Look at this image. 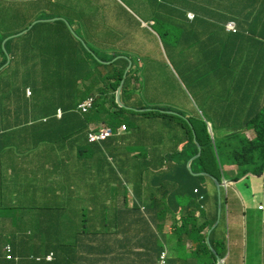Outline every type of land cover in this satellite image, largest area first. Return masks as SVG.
<instances>
[{
    "label": "clouds",
    "instance_id": "9594fccd",
    "mask_svg": "<svg viewBox=\"0 0 264 264\" xmlns=\"http://www.w3.org/2000/svg\"><path fill=\"white\" fill-rule=\"evenodd\" d=\"M108 1L118 2L122 5L121 0ZM147 1L148 4L145 11L151 12L154 15V20L149 23H143L141 28L147 29L155 25V13H159L158 6H165L169 9L179 11V14L184 16L185 20L191 25L189 27L191 42L186 46L185 51L196 50L199 60L203 62L208 61V64H202L198 69L203 68L210 72L213 71L216 67L214 61L221 63H224V61L238 63L247 55L250 40L264 42V30L261 28L264 27V0H257L260 1L259 5L256 6L257 10L252 8L250 0H196L193 6L188 0H177L175 4L173 0H169V5L163 3V0H156L157 3L155 4L154 0ZM33 2L34 1L31 0H14L17 8L20 11L22 9L24 12L26 8L30 7V3ZM12 10H14V8H12ZM110 11V7H106L103 10L104 18ZM31 28L32 26L25 31L19 32L5 31L8 32L7 35L9 34L11 36L0 44L5 49L10 39L23 36L24 34L26 35ZM181 29L182 27L180 26V36H182V40H171L173 44L177 43L176 52L178 54L179 51L183 53L180 48L185 41L182 35L183 30ZM256 31H258L257 36H254ZM151 33L155 36V32ZM212 33L219 42L217 48L213 46L211 38L208 35ZM153 35H149L137 41L139 42L137 49L145 50L141 54H136L135 50L130 49V56H126L125 58L124 56H119L113 60L116 61L120 58H124L128 61V67L124 75H122V80L119 84L115 79L107 78V82L114 83V85L117 86L116 91H110L104 98H101V95L98 96L95 92L78 101L76 107L69 112L77 114L83 121H87V126L83 131L75 130L77 126L75 117L68 118L66 121L68 127L61 126L62 123L59 122L56 128L51 130V137L56 140L47 144L42 141V138L46 135L45 131L42 130V126L46 125L39 122L38 119L28 117L27 112H20L17 118L14 119L11 117L10 121H7V116L1 118L0 162L3 159L5 165H10L14 162V160L8 156V153H16L14 151L15 148L11 145V141L6 142L5 140V136L8 135V130L13 129V127L22 128L25 132L23 139L26 142V148L21 151L22 153H57L68 145V148L72 149L74 153H101L103 157H106L108 160H113L109 154H113L121 147L120 143L113 140L127 135L130 130H138L136 126H140V121H137V118L147 123L153 121V124H149L152 127L160 126L165 120L167 124L170 125L169 133L164 135V138L167 137L164 147L166 153L163 154L160 165L154 169L155 177L160 182L156 185L154 184L155 187L149 186L146 182V178L143 177L141 182H144V184L142 186H137L148 188L149 191L145 198V202L142 201L140 197L138 199L134 197V187H130V181L116 176L100 182L90 200H85V202H83L81 199H78L79 208L72 211H77L78 214L82 216L84 223L81 224L83 227L82 229H92L94 231L91 239L93 236L97 235V232L101 230L105 231L107 234L104 236L106 244L114 249L116 245L118 247L123 246L125 248L124 251L121 249L119 250L121 256L124 252L128 255L134 253L140 260L137 264H142L140 263L142 260L150 264H169L171 250L176 251L172 248V243L174 242L173 235L175 233L179 234L185 248H188L187 251L190 255L193 253L194 256L203 257L205 259L201 264H225L224 257L220 255L225 256L227 245H225V253H219L212 245L211 234L216 228H219L222 219L224 220L227 218L228 190L241 182L246 183L249 176L252 174L258 177L264 175V168L262 170L264 159L260 158L262 153H256V156L260 158L261 161H258L257 158L252 159L251 154H247L249 152L244 153L245 164L242 166L236 163L238 158L235 153L236 148L241 145L242 140L252 146L253 143L260 138L258 127L254 125L251 128L246 127L258 116L260 122H262V124H258V126L264 127V87L263 91H258L252 96L251 101H245V103L251 105L248 118L245 117L246 114L243 108H237L241 106L242 95L236 96L235 105L237 109H235V117L236 122H240V125L234 127H227L220 122V119L214 118V116L219 117L220 107L210 109L208 115L204 118L201 114H196L193 111L188 113L181 112V110L175 108V106L173 110L166 113L162 107L153 108V110L145 109L148 108L147 106L138 107V105H148L151 103L149 102L150 99L157 102L163 101L165 98V93L163 92H160L156 98L153 97L156 88L153 86L154 84H151V81L155 79L152 63L154 61H159L157 58H153L149 55V51L153 48V41L155 38ZM204 38H206L205 42L203 41ZM25 39L26 37L24 40L18 41L17 43H26ZM121 43L122 42L118 44V47ZM158 48L160 49L159 46ZM160 53L165 59L164 46L163 52L161 51ZM9 63L10 57H8V61L0 70L4 69ZM110 63L111 62H106V64ZM137 64L140 65L139 70L137 69ZM164 64L170 71L175 72L171 69V64L167 61H165ZM225 64L227 68L231 69V74L235 77L242 73L237 64L235 69H232L231 66L228 67L227 63ZM133 67H135L134 71L132 70ZM174 69L176 68L174 67ZM103 72L106 76L109 72L112 73L113 70L105 69ZM146 84L148 85L146 92L140 93L141 85ZM26 92L28 96L32 94L30 88H27ZM224 98L229 100L226 98L225 93ZM227 103L229 102L225 104ZM96 108L104 114L103 118L105 115L113 117V115L116 114H123L128 120L116 128L110 126L102 117L90 121L89 117L94 114ZM173 111L178 112L180 115H177V113ZM66 114H68L67 110L59 106L54 113V117L62 121ZM18 120L19 123H16ZM47 120L48 117L43 118V122ZM11 124L13 125L10 126ZM245 130H254L256 133L255 138L253 140H248L243 134ZM63 131H68L64 139L61 134ZM116 147H118V149H115ZM202 150H208L215 156L216 163L207 162V165H209L214 172L203 171L199 168L195 169L201 171L192 172V164L197 161ZM2 153H4V158L2 157ZM170 160H177L175 164L179 163L177 166L185 175L188 171L190 173L189 175L198 178L196 181L198 186L194 189V194L198 196V198L195 197V205L194 198L191 200L189 194L192 183L188 182L185 188H180L181 184L177 183L172 176L166 174L169 171ZM251 160L252 163L250 165ZM225 165H234L232 166L233 172L231 176L226 175L224 169ZM183 167H185L186 170H183ZM260 171L261 173H259ZM36 176H40L42 181L44 180L42 176L48 177L46 174ZM26 180V177H23L22 173L6 174L2 173L0 168V183L4 185H10L18 189L20 185L26 183ZM186 180H188L187 175ZM104 182H110V184H112L105 191L103 190ZM208 183L216 186L218 190L217 198L215 199V203H213L212 217L209 216V201L207 200V193H205L207 192ZM184 189H186L185 193ZM164 194H167V196L164 197ZM163 200H165L167 204H161ZM184 200L188 201V204L185 206L181 204ZM177 202L180 203V206L176 204ZM0 206L5 207L8 205H4L0 201ZM8 207L13 209L15 206ZM258 208L264 211V204H260ZM39 211L42 213L40 216L45 218L46 215L44 216L43 213L46 209H39ZM167 212H171L172 214L170 222L168 225L161 224L160 227L156 221L161 218V214ZM135 214H138L141 218L135 219ZM188 216L190 217L188 218ZM212 218H215L213 225L206 226L214 220H211ZM163 220H165V218ZM102 222L106 225L102 226ZM41 227L46 229L47 232L50 229L48 222L42 223ZM189 230H191V234ZM25 232L30 236L27 241L38 243L37 247L30 246L28 252H40L42 249L40 243L43 238H35L32 231H29L28 228ZM148 236L150 237V241L145 246L143 244V238ZM203 237H205L209 249L216 257L215 262H208V256L202 254L199 240ZM45 238H49L48 240L54 239L48 237V233L47 235L45 234ZM48 240L45 241L44 245L47 244ZM154 242L161 251L156 260L152 259L149 254V251L153 249L152 245ZM2 256L5 262L9 264H21V260L13 255L10 246H6L3 249ZM103 258L111 260L108 255H104ZM54 259V254L50 253L45 257L44 261L46 264H52ZM30 260L35 261V263L40 262V258L38 257H30ZM111 264L125 263L118 262L117 258L113 257Z\"/></svg>",
    "mask_w": 264,
    "mask_h": 264
},
{
    "label": "trees",
    "instance_id": "16d2710c",
    "mask_svg": "<svg viewBox=\"0 0 264 264\" xmlns=\"http://www.w3.org/2000/svg\"><path fill=\"white\" fill-rule=\"evenodd\" d=\"M31 1L34 2L30 3V7L26 8L25 12L28 9L32 15L30 14L26 18L25 12L22 10L24 19L26 18L24 24L12 27L14 31L19 32L32 26L31 30L26 35L10 39L5 49L0 44V68L6 64L8 57H10V63L0 70V119L7 116V121H10L11 117L17 118L20 112H27L28 117L38 119L39 122L46 125L42 126V130L46 134L42 141L47 144L56 140L51 137V130L56 128L59 122L62 123L61 126L68 127L66 125L68 118L75 117L77 121L76 131H83L86 128L87 121H83L77 114L69 112L76 107L78 101L95 92L104 98L110 91H116L117 86L107 82V78H113L119 84L128 67V61L124 58L130 56V49L135 50L136 54L145 51L137 49L139 46L137 41L153 35L151 32H155L154 41L159 38L160 43L166 49V47L173 45L172 38L182 40V36L175 34V32L180 31L181 26L185 41L180 49L186 50V46L191 42L189 31L191 25L184 16L179 14V11L165 6H158L159 13H155L156 23L153 27L141 28L143 23L154 20V15L145 11L148 4L147 0H121L122 5L108 0ZM168 1L163 0L162 2L168 4ZM176 1L173 0L174 4ZM188 1L192 6L196 2V0ZM250 1L252 8L257 10L256 6L259 5L260 1ZM155 3H157L156 0H154ZM106 7H110L111 11L104 18L103 10ZM118 22L123 24L127 32L119 30ZM7 33L3 32L0 35V43L11 36ZM257 33L258 31L254 33V36H257ZM25 37L26 43H17L24 40ZM120 42L122 43L118 47ZM157 52H161L160 49ZM181 54L182 52L179 51V55ZM119 56H124V58L113 61ZM106 62L111 63L106 64ZM139 68L140 65L137 64V69L139 70ZM105 69L113 70V72H109L105 76V71L103 72ZM132 70L134 71L135 67ZM27 88L32 91L30 96L27 95ZM59 106L68 112L62 121L54 117ZM103 115L96 108L89 120L102 117L113 128L128 120L123 114H116L113 117L105 115L104 118ZM44 117H48L46 122H43ZM17 122L19 123V120ZM258 124H262L259 116L246 128H251L253 125L258 127L259 140L252 146L242 140L241 145L236 148L235 153L238 158L236 163L239 166L245 164L244 153L249 152L247 154H251V158L256 159V153H263L264 151V127H259ZM67 133L68 131L61 133L63 139ZM207 162L216 163L217 161L213 153L202 150L197 161L192 164V172L201 170L214 172L207 165ZM251 163L252 160L250 165ZM263 168L264 164L262 170ZM183 170H186L185 167ZM189 174L187 171L188 182L192 183L189 194L191 200L194 198L195 205V197L198 198V196L194 194V189L198 186L196 183L198 178ZM176 204L180 206L179 202ZM74 216L79 220L80 225L84 224L82 216L77 211L74 212ZM214 221L215 218L206 226L213 225ZM101 225L105 226L106 224L102 222ZM82 228V225L79 227L72 223L69 224L74 239L48 240L49 238H45L46 241L48 240L46 245L41 240V251H30L21 256L19 258L21 264H46L44 259L50 253H53L55 257L52 264H100L101 261L99 260L103 257L101 255H108L111 260L116 257L118 262H124L123 256L128 254L124 252L121 256L119 250L124 251L125 248L116 245L114 249L107 245L104 241V236L107 235L105 231L97 232V235L91 239L94 231ZM218 232L219 228L212 232L211 242L214 248L223 254L226 251V240L221 239L216 243L214 240L217 238ZM189 233H192L191 230ZM149 241V236L143 238L145 246ZM199 244L202 248V254L208 256V262H215L216 257L209 249L205 237L199 240ZM152 247L153 249L149 251V254L152 259L156 260L161 251L155 242ZM98 254L100 255L98 256ZM30 257H38L40 262L35 263V261L30 260Z\"/></svg>",
    "mask_w": 264,
    "mask_h": 264
},
{
    "label": "crops",
    "instance_id": "0c3cea01",
    "mask_svg": "<svg viewBox=\"0 0 264 264\" xmlns=\"http://www.w3.org/2000/svg\"><path fill=\"white\" fill-rule=\"evenodd\" d=\"M12 8L18 9L14 0H0V31H14L11 27ZM261 28L264 30V27ZM224 63L232 69H235L237 64L242 72L236 77L231 73L223 77L226 86L224 93L227 99L234 101L236 96L242 95L240 107L248 118L251 105L245 101H251L252 96L258 91H263L264 87V42L250 40L248 53L242 61ZM235 109V102H229L219 108V117L214 118L220 119L227 127L240 125V122H236ZM137 121H140V126H136L138 130H130L127 135L113 140L121 144L118 151L109 154L113 160H108L101 153H74L68 145L57 153H42L40 159L38 152H21L26 148L23 139L25 132L22 128L13 127L8 130L5 140L11 141L16 153H8L14 160L10 165H5L4 159L0 162L1 172L22 173L27 180L18 189L0 183L1 203L22 209L14 221L19 230L13 228L11 216H0V264H9L2 256L6 246L11 247L13 255L17 258L27 254L30 246H38L37 242L27 241L30 237L25 232L27 228L35 238H45L48 233V237L54 239H74L69 224L81 227L72 211L79 208L78 199L83 202L90 200L97 185L110 177L120 176L130 181V187H134V197H140L145 202L149 190L137 186L144 184L141 182L143 177L149 186L155 187L154 184L160 182L155 177L154 169L160 165L162 156L166 153L164 147L167 137L164 138V135L169 133L170 125L165 120L161 125L159 123L158 127L149 125L153 124V121L147 123L138 118ZM243 134L248 140H253L256 136L254 130H245ZM2 157L4 158V153ZM176 161L170 160L166 174L181 184L180 188H185L188 180L185 173L178 168L179 163L175 164ZM232 166L234 165L224 166L227 176L232 175ZM42 174L48 176H42L43 181L40 176H36ZM111 185L110 182H104L103 190ZM206 190L209 216L212 217L218 190L210 183L207 184ZM185 191L186 189L184 193ZM228 192L227 218L220 222L219 232L214 240L216 243L221 239L227 241L226 254L220 256L224 257L225 264H264V211L258 208L260 204H264V175L258 177L252 174L246 183L241 182ZM161 204L165 205L167 202L163 200ZM181 204L185 206L188 201L184 200ZM39 209H46L43 213L45 218L40 216L42 213ZM171 217V212L163 213L156 223L160 227L161 224L168 225ZM134 218L141 217L135 214ZM46 222L50 227L48 232L41 227V224ZM187 250L186 247L179 254H176L177 250H171L169 264H201L205 261L203 257L194 256L193 253L191 256ZM123 260L125 264H137L140 261L134 253L123 256ZM99 261L100 264H111L110 259L103 257ZM140 263L150 264L144 260Z\"/></svg>",
    "mask_w": 264,
    "mask_h": 264
},
{
    "label": "rangeland",
    "instance_id": "374dc122",
    "mask_svg": "<svg viewBox=\"0 0 264 264\" xmlns=\"http://www.w3.org/2000/svg\"><path fill=\"white\" fill-rule=\"evenodd\" d=\"M32 12L28 9L25 12V17L28 18ZM24 15L19 9H14L11 11V27L23 25ZM120 31L127 32V29L122 23H117ZM5 32V30L0 31V35ZM177 36L181 35V31L175 32ZM211 38V42L215 48L219 46V42L214 37V34H208ZM172 41H177L179 39L172 38ZM206 41V38L203 39ZM160 47V51L163 52V45L160 43L159 38L153 41V48L149 51V55L153 58H157L159 61H154L153 64V75L155 79L151 81L154 84L155 91L153 97H157L160 92L165 93V98L163 101H153L149 100L148 105H138L147 106L153 110V108L162 107L166 112H169L175 108L181 110V112L188 113L193 111L196 114H201L206 117L212 108H219L223 106L226 102H235L234 100H226L224 98V89L226 88L223 81V77L231 73V69L227 68L225 63L214 61L215 69L213 71H207L203 68L198 69L202 64H208V61L203 62L198 59V53L196 50H182L183 53L179 55L176 52L177 43H174L171 47H166L165 49V59L162 57L160 52H157ZM167 61L171 64V69L175 72L170 71L164 64ZM174 67L176 69H174ZM155 80V81H154ZM155 82V83H154ZM146 85H141V92H146ZM238 106L237 108H239ZM236 108V109H237ZM175 112V111H173ZM177 115H180L178 112ZM165 115V114H164ZM166 116V115H165ZM182 116V115H181ZM38 158L42 157V153H37ZM258 161L264 159V153L260 155V158L256 157ZM167 194H164L166 197ZM22 211L18 206L10 209L8 206H0V216L2 218L6 216L12 217V222L15 221L16 215ZM16 222L13 223L14 229H19ZM174 242L172 243V248L177 250V254L185 248V245L179 236L175 233L173 235ZM46 239L43 238V242Z\"/></svg>",
    "mask_w": 264,
    "mask_h": 264
}]
</instances>
